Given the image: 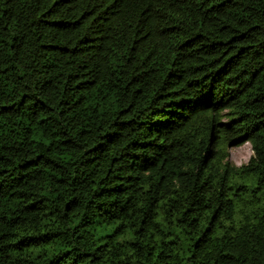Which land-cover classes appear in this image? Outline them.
<instances>
[{
  "label": "trees",
  "instance_id": "16d2710c",
  "mask_svg": "<svg viewBox=\"0 0 264 264\" xmlns=\"http://www.w3.org/2000/svg\"><path fill=\"white\" fill-rule=\"evenodd\" d=\"M0 264H264V0H0Z\"/></svg>",
  "mask_w": 264,
  "mask_h": 264
},
{
  "label": "rangeland",
  "instance_id": "374dc122",
  "mask_svg": "<svg viewBox=\"0 0 264 264\" xmlns=\"http://www.w3.org/2000/svg\"><path fill=\"white\" fill-rule=\"evenodd\" d=\"M252 153L253 149L250 142L231 147V158L237 165L248 163Z\"/></svg>",
  "mask_w": 264,
  "mask_h": 264
},
{
  "label": "water",
  "instance_id": "95a60500",
  "mask_svg": "<svg viewBox=\"0 0 264 264\" xmlns=\"http://www.w3.org/2000/svg\"><path fill=\"white\" fill-rule=\"evenodd\" d=\"M244 141V139L242 140V142ZM230 147H233V145H231Z\"/></svg>",
  "mask_w": 264,
  "mask_h": 264
}]
</instances>
